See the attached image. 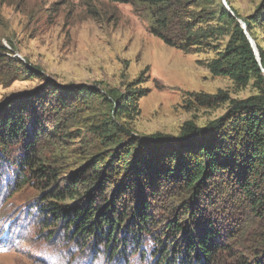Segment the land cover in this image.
Masks as SVG:
<instances>
[{
  "label": "rangeland",
  "instance_id": "1",
  "mask_svg": "<svg viewBox=\"0 0 264 264\" xmlns=\"http://www.w3.org/2000/svg\"><path fill=\"white\" fill-rule=\"evenodd\" d=\"M171 9L175 45L152 32L158 8L148 4L0 0V120L9 107L25 127V134L11 137L8 154L0 147V264H206L193 252L186 251L184 261L178 255L188 234L196 239L211 228L219 245L212 264H264V210L253 209L242 185L227 175L213 176L196 197L183 183L166 181L156 183L153 194L141 185L128 191L119 208L134 210L145 197L154 220L133 244L127 216L115 232L118 241L106 242L124 244L115 255L94 238H70L60 225L43 224L48 204H70L50 197L44 205V197L57 183L73 181L91 159L122 168L121 158L132 150L130 163L162 168L171 159L148 150L154 136L166 141L190 126L220 125L240 103L264 100V0H179ZM242 35L261 74L245 83L215 76L210 63L242 45ZM28 140L36 141L48 171H58L49 187L17 166ZM132 168L126 175L133 180ZM21 171L28 178L19 187ZM181 221L182 231L165 232ZM160 251L170 253L169 262H158Z\"/></svg>",
  "mask_w": 264,
  "mask_h": 264
},
{
  "label": "trees",
  "instance_id": "2",
  "mask_svg": "<svg viewBox=\"0 0 264 264\" xmlns=\"http://www.w3.org/2000/svg\"><path fill=\"white\" fill-rule=\"evenodd\" d=\"M110 1H135L158 8L155 24L151 26V30L167 43L176 44L173 37L169 36V32L175 21V13L171 8L179 0ZM261 54H264L262 49ZM210 70L215 76H229L243 83L249 81L256 71L261 74L258 61L255 59L254 47L246 35H242V45L229 48L217 59H213ZM258 101L240 103L228 117L222 119L220 125L214 124L201 130L190 126L182 137L168 139L167 142L164 141L163 136H154L148 142V150L156 149L171 159L169 163L163 164L162 168L159 165L157 168H152L142 160L135 161V164L130 163L132 150L125 152L121 158L126 166L122 168H115L110 164L101 166L100 163L104 159H91L87 165L75 172L73 181L67 185L57 183L56 189L44 197L42 201L44 205L50 197L61 202L70 200V204L64 207L47 205L49 215H46L43 221L45 228L60 225V228L65 229L67 237L72 238L76 234L86 239L94 238L97 244L106 245L107 241L114 240L113 243L118 241L115 238V232L129 216L130 221L125 227L128 233L133 235V244H136L140 242L137 239L138 231L147 230V226L154 220L150 212L152 204L142 197L141 203L134 210L130 211L127 207L121 210L119 202L128 191L132 192L134 188L141 185L150 189L149 194H153L157 189L156 183L166 181L178 185L183 183L184 187L196 197L207 187L208 181L216 175H222L223 178L227 175L242 185L245 196L252 201L253 209L264 210V100L260 102L258 99ZM3 109L5 108L2 107ZM8 110L9 107L1 114L4 116L6 113L8 116L0 120V147L2 153L6 154L9 153L11 137L18 139L25 134V127L22 124L23 116L17 112L10 113ZM35 142L25 141L24 154L17 166L21 170L28 168L35 178L49 187L58 180V171L50 173L46 163L40 161ZM175 143H183L181 146L184 148L176 149V151L165 147V144L169 146ZM132 165H134L133 168ZM130 168L136 175L133 180L126 175ZM20 174L21 180L16 182L20 184L19 187L21 184L24 185L28 178L24 171ZM16 178L15 176L14 181ZM111 187L114 188L113 196L108 198L107 193ZM38 207L41 206L38 205ZM259 216L263 215L259 214ZM181 223L182 221L167 224L165 232L182 231L184 226ZM214 239L215 232L212 228L196 236V239L188 234L186 238L188 246L183 251V257L181 254L178 255V259L181 257L179 261H184L187 251L189 254L193 252L196 257H202L206 264H212L219 248ZM110 243L106 245L109 254L115 255L124 246L121 244V247L115 248L116 244L112 246ZM160 252L156 255L158 262L162 260L169 262L170 253L165 251L164 255L162 251Z\"/></svg>",
  "mask_w": 264,
  "mask_h": 264
},
{
  "label": "water",
  "instance_id": "3",
  "mask_svg": "<svg viewBox=\"0 0 264 264\" xmlns=\"http://www.w3.org/2000/svg\"><path fill=\"white\" fill-rule=\"evenodd\" d=\"M243 24V23H242Z\"/></svg>",
  "mask_w": 264,
  "mask_h": 264
}]
</instances>
